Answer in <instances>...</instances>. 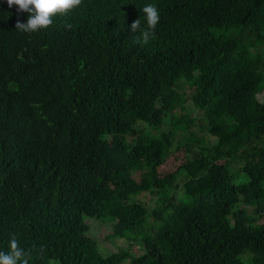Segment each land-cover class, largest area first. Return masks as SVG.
Masks as SVG:
<instances>
[{
  "label": "trees",
  "instance_id": "trees-1",
  "mask_svg": "<svg viewBox=\"0 0 264 264\" xmlns=\"http://www.w3.org/2000/svg\"><path fill=\"white\" fill-rule=\"evenodd\" d=\"M28 15L0 0V251L15 234L45 247L29 264H264V0H84L21 33Z\"/></svg>",
  "mask_w": 264,
  "mask_h": 264
},
{
  "label": "clouds",
  "instance_id": "clouds-1",
  "mask_svg": "<svg viewBox=\"0 0 264 264\" xmlns=\"http://www.w3.org/2000/svg\"><path fill=\"white\" fill-rule=\"evenodd\" d=\"M84 0H7L9 8L16 6L20 13H28L27 22L17 20L16 30L21 33H39L53 26L57 16L64 17L83 5ZM145 14L146 24L141 27V20L137 19L131 24V32L140 35L134 37L133 43L141 46L146 45L155 38V30L160 22V12L155 4H147L142 9ZM71 29L70 23L63 25ZM37 251L43 255L45 247L28 250L21 248L15 234L11 235L9 251H0V264H29L32 259V252Z\"/></svg>",
  "mask_w": 264,
  "mask_h": 264
},
{
  "label": "rangeland",
  "instance_id": "rangeland-1",
  "mask_svg": "<svg viewBox=\"0 0 264 264\" xmlns=\"http://www.w3.org/2000/svg\"><path fill=\"white\" fill-rule=\"evenodd\" d=\"M182 85H183V90H181V91H184L185 102L188 104L193 89L187 83H184ZM187 106L189 108H193L191 104H188ZM177 111L179 112V110H177ZM193 116L197 117V121H196L195 125L192 126L193 131H195L197 133V135L202 136L205 139L206 143L212 144L213 142H215V138L212 137L208 133V131H206L205 129H202V123H206V118L204 117L203 111L200 109H195L193 111ZM164 129L169 130L170 127L164 126ZM182 134L188 135V132H182ZM190 146H191V144L188 145L187 148H189ZM174 155H177V153ZM174 155H170L167 158V161L165 162V164L163 166H161V170H163V172L173 171L177 168V164H176L177 162L175 161L176 156H174ZM138 197L142 202L146 203L147 206H149V207H152L155 204L154 198L149 193H141ZM105 230L106 229L103 228L100 231V238L103 237V235H105V233H104ZM126 239H128V238L118 239V240H121V242L128 241ZM103 244H107V242L103 241ZM122 245H125V242H123Z\"/></svg>",
  "mask_w": 264,
  "mask_h": 264
}]
</instances>
